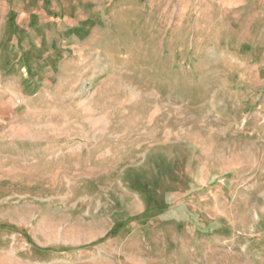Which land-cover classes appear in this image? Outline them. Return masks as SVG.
Returning <instances> with one entry per match:
<instances>
[{"label":"rangeland","instance_id":"rangeland-1","mask_svg":"<svg viewBox=\"0 0 264 264\" xmlns=\"http://www.w3.org/2000/svg\"><path fill=\"white\" fill-rule=\"evenodd\" d=\"M0 264H264V0H0Z\"/></svg>","mask_w":264,"mask_h":264}]
</instances>
